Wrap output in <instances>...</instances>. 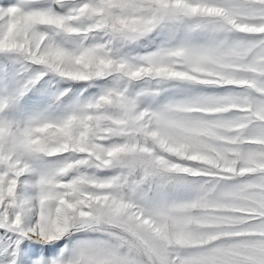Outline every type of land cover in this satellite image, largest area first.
<instances>
[{"label": "snow or ice", "instance_id": "6c2138e0", "mask_svg": "<svg viewBox=\"0 0 264 264\" xmlns=\"http://www.w3.org/2000/svg\"><path fill=\"white\" fill-rule=\"evenodd\" d=\"M0 264H264V0H0Z\"/></svg>", "mask_w": 264, "mask_h": 264}]
</instances>
